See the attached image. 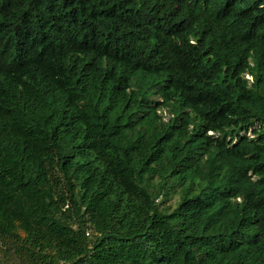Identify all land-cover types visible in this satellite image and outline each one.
<instances>
[{
    "label": "trees",
    "instance_id": "16d2710c",
    "mask_svg": "<svg viewBox=\"0 0 264 264\" xmlns=\"http://www.w3.org/2000/svg\"><path fill=\"white\" fill-rule=\"evenodd\" d=\"M0 264H264V0H0Z\"/></svg>",
    "mask_w": 264,
    "mask_h": 264
},
{
    "label": "clouds",
    "instance_id": "9594fccd",
    "mask_svg": "<svg viewBox=\"0 0 264 264\" xmlns=\"http://www.w3.org/2000/svg\"><path fill=\"white\" fill-rule=\"evenodd\" d=\"M246 76H248V77L251 78V79H250V78H247V79L252 80V77L249 76V74H246V75H245V78H246ZM254 128H255V127H254ZM254 128H253V129H254ZM253 129H250L248 133H246V132H241V136L247 135L248 137L253 138V137H254V135H253ZM250 133H251V134H250ZM208 134H209V135H215V133L212 132V131H210ZM229 140H230V139H228V141H229ZM237 143H238L237 139L234 140L233 144H237Z\"/></svg>",
    "mask_w": 264,
    "mask_h": 264
},
{
    "label": "rangeland",
    "instance_id": "374dc122",
    "mask_svg": "<svg viewBox=\"0 0 264 264\" xmlns=\"http://www.w3.org/2000/svg\"><path fill=\"white\" fill-rule=\"evenodd\" d=\"M246 78H250V77L246 76ZM250 79H251V78H250ZM155 99H159V98H155ZM160 113H161V115H163V117L165 118V120H168V118H169V114L167 113L166 109H162V110L160 111ZM250 134H251V133H250ZM177 203H178V199L175 197V198L173 199V201L171 202V204L175 205V204H177Z\"/></svg>",
    "mask_w": 264,
    "mask_h": 264
},
{
    "label": "built area",
    "instance_id": "2783aa9c",
    "mask_svg": "<svg viewBox=\"0 0 264 264\" xmlns=\"http://www.w3.org/2000/svg\"><path fill=\"white\" fill-rule=\"evenodd\" d=\"M87 235H89V232L87 233Z\"/></svg>",
    "mask_w": 264,
    "mask_h": 264
}]
</instances>
